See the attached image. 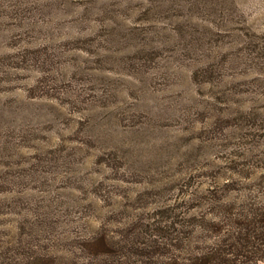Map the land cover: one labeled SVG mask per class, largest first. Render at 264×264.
<instances>
[{
	"label": "rangeland",
	"instance_id": "374dc122",
	"mask_svg": "<svg viewBox=\"0 0 264 264\" xmlns=\"http://www.w3.org/2000/svg\"><path fill=\"white\" fill-rule=\"evenodd\" d=\"M254 180L264 0H0V264H173Z\"/></svg>",
	"mask_w": 264,
	"mask_h": 264
},
{
	"label": "trees",
	"instance_id": "16d2710c",
	"mask_svg": "<svg viewBox=\"0 0 264 264\" xmlns=\"http://www.w3.org/2000/svg\"><path fill=\"white\" fill-rule=\"evenodd\" d=\"M253 182L246 203L219 204L212 218L198 224L194 217L188 230L182 221L173 222V264L264 263V189Z\"/></svg>",
	"mask_w": 264,
	"mask_h": 264
}]
</instances>
